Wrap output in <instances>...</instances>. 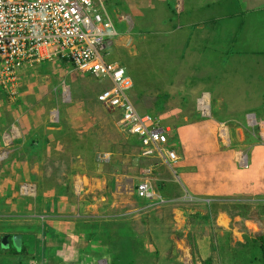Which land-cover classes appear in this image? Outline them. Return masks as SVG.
I'll use <instances>...</instances> for the list:
<instances>
[{
  "label": "rangeland",
  "instance_id": "obj_1",
  "mask_svg": "<svg viewBox=\"0 0 264 264\" xmlns=\"http://www.w3.org/2000/svg\"><path fill=\"white\" fill-rule=\"evenodd\" d=\"M146 1L142 0L141 2L145 3ZM111 18L116 22L115 15L112 14ZM110 55L111 58L112 55H115L113 49L106 57L108 61H110ZM145 57V53H139L138 56H135L134 61L127 63L126 66V63L119 64V66L126 69L132 79L133 88L127 93L132 100H134L132 93L144 89L141 79L136 77L139 73H142L143 76H145L144 74L149 75L148 71L141 69L140 61L146 59ZM123 61H126V59L124 58ZM230 66L231 70L235 69L234 71H236V65ZM32 67L33 65H27L26 69ZM263 68L264 58L258 65H248L246 72L242 73L241 71V76L238 77L240 81L238 82H241L244 75H246L247 88L254 89L255 85L259 83L261 89L264 85ZM158 69L156 65L155 68H151V75L158 72ZM234 71L229 72V76L226 73L222 75L220 83L227 90L233 89L236 84L237 75ZM35 72H39V70L30 71L27 77L20 76L16 93L11 98L8 95L4 96V93L0 91L2 92L0 96L6 99L3 102L6 106H26L23 104L25 102L22 96L25 91L23 88L27 87L26 85L32 86L41 79V77L33 75ZM20 74H22V71H20ZM203 74L208 80L210 76H207L206 73ZM85 78L75 71L71 72V80L69 83L68 81L65 82L67 88L63 89L66 93L64 98L66 105L59 108V111L54 110V112L60 114L62 110H65L64 113L71 116L68 117V120L72 119L74 125L81 124L78 127H82V131L84 130L87 134V146L80 143L79 145L74 144V148L70 150H73L76 155L69 150L71 154L68 157L57 159L59 158L57 156L55 159L49 160L48 164H43L41 169L38 170L39 174L33 173L31 181L29 177L22 180L21 174H16L15 170L21 173L19 172V165L13 166L11 173L8 169L0 170V239L4 235L21 233L24 244L30 247V251H33L28 255L26 263L22 261L25 257H15L9 253L8 257L11 260H8L6 254L0 253V264L80 263L76 257H72L70 261L66 260L67 253L72 248V245L66 244L67 240L77 243L78 248L82 246L86 248L87 252L83 251V254L98 258L92 264L111 263L102 258L101 252L103 251H100L99 248L102 246L108 247L107 249L112 252L116 251L120 264H126L128 261L134 264H204L208 259H211V264H260L259 242L256 239L260 235L264 236V213L261 212L258 205L261 199L252 196L244 198L236 194L220 197L219 200L214 201L200 196L193 198L191 190L197 191L196 188L190 187V183L185 181V178L181 175L182 172L187 171L183 169L184 167H206L210 163L209 159L218 154V150L214 152L211 142L217 131L214 124L218 125L220 122V124L223 123L222 126L224 127L221 126V132L226 131L228 126L233 132L235 130L234 137L237 136L236 140L238 141L235 148H246L243 153L244 157L246 156V166L241 169L250 168L252 172L255 170L258 175L264 177V158L259 155L261 150L252 153L249 152L250 148L248 147L253 145L252 143L261 146L264 141V139L261 141L259 137L260 131L264 133V125L262 123L261 128H259L256 113L255 117L254 113L244 112L241 114V118L245 116V119L242 120L232 117L235 113L229 112L231 117H228L231 120L226 118L228 120L222 121L221 115L224 116L226 112H219L220 116L213 117L211 121L210 119L201 118L209 116L208 112L203 115L197 111L198 107L195 108L192 116H196L192 117L191 132L190 130H188V133L183 132L180 129L181 126H178V133L176 129L171 134L172 137L176 138L173 143V150L179 157V161L173 166L175 175L172 171H169L171 172L170 175L174 177L173 179L179 182L181 186L180 197H175L173 203L166 202L159 207L151 206L149 208L145 202L139 200L136 196V181L132 183L126 175H105L107 172L99 171L100 169L94 175L93 166H98L102 161L108 163L109 157H113V155L105 152H110L107 150L112 146L116 147L117 143L118 147H121L120 142L122 140L119 139L118 130L115 134V124L118 122L119 115L106 110L97 102L94 105L95 102H93L94 97L107 88L108 81L99 82L89 76H85ZM21 83L22 86H20ZM134 83L135 85L138 83L139 89L137 86L134 87ZM150 83L152 89L160 87L157 86L156 81L154 85L152 82ZM58 84L60 88L61 82ZM86 88L88 90H85ZM78 95L83 96V98H78ZM174 98V96L171 97L172 100ZM197 98L198 100L201 99L200 96ZM229 98L230 103L236 102L234 96ZM81 99L82 102L77 103ZM87 99H90L89 103L91 105L88 104ZM249 101L251 102V97H245V103L243 104L251 105L252 102ZM204 102L206 103L205 100ZM135 103L137 111L143 114V110ZM163 103L159 98V104ZM185 104L187 108H190L189 100H186ZM27 106H30V104ZM33 106L31 105L29 108L32 109ZM73 107L75 110L76 107L79 108L77 111L80 113V121L73 118L77 116L76 113L71 112ZM226 107L224 105V108ZM216 108H219V106H216ZM0 109H3V105L0 106ZM148 113L158 116L171 128L174 121L171 122L170 119H175L177 115L182 118L184 115L191 114L190 112L178 113L177 111L155 112V110ZM200 114L201 117L198 116ZM237 115L235 114V116ZM225 122L227 124H224ZM71 135L74 136V133L71 132ZM229 136L232 137L231 134ZM222 141H225L224 143L228 142L227 134L222 136ZM196 146H198L199 151ZM110 150L113 151V149ZM77 153L83 154L77 156ZM89 155L90 158H88ZM239 164L244 166L245 158L240 159ZM83 170L87 174H82ZM223 170L224 168L220 166L218 171L222 172ZM222 179V174L219 173L212 179L199 184L198 187L200 189L201 185L206 184L211 188L218 187L223 183ZM200 181L199 178L197 182ZM169 182H166L168 185L163 189L166 193L174 188V185ZM156 186V192L158 193L157 189L160 188V185L157 183ZM213 190L219 189L213 188ZM227 190L230 191V189ZM239 190V186L233 189L235 192ZM47 192L49 194L48 199L54 194V198L60 197L63 199L62 202L58 203L57 199H54L53 203L56 202V207L53 205L54 208L50 209L43 207L40 197L47 198ZM196 200L197 202L192 203ZM242 206L244 208H239ZM53 226L59 227V229L56 230ZM63 227L69 229V231L66 233V229L63 230ZM59 233L68 234L70 238L58 239L60 238ZM90 234L93 235L90 236ZM52 237L57 238V240ZM99 241L102 242V245L99 244ZM53 243L56 246L55 252L45 250ZM35 244L37 246L36 251L33 250ZM134 246L139 251L134 253L139 254V256L134 259H131V256L129 259L126 258L132 253ZM11 247L15 250L19 249L14 244ZM17 250L16 252H19ZM45 253L47 254L45 255ZM13 258H15L14 262Z\"/></svg>",
  "mask_w": 264,
  "mask_h": 264
},
{
  "label": "crops",
  "instance_id": "obj_2",
  "mask_svg": "<svg viewBox=\"0 0 264 264\" xmlns=\"http://www.w3.org/2000/svg\"><path fill=\"white\" fill-rule=\"evenodd\" d=\"M141 1H108L109 11L116 18V22L113 21V23L120 33L112 47L115 55H112V58L110 55V62L121 65L126 63V66L127 63L134 61L135 56H138L139 53H145L146 56V59L140 61L141 69L148 71L149 75L144 74L145 76H143L142 73H139L136 77L141 79L144 89L142 91L136 90V94L135 92L132 93L134 96L132 101H135L144 113L152 110H155V112H190V115H184L182 118L177 115L173 120L167 119L171 122L174 121L173 128L174 130L177 129V133L178 126H181V131L187 133L191 129L192 117L196 116H192V113L195 112L198 96L206 101L205 109L209 114L207 117L198 115L201 118L212 121L213 117L220 116L219 112H226L225 115L223 114L224 116L221 115V120L223 121L226 118L231 120L229 114L233 112L238 115L235 116L234 114L232 117L244 120L245 116L241 118V114L248 111L254 113V115L256 113L259 128H261L262 123L264 125V113H262L264 112V85L261 89L259 83L255 85L254 89L247 88L248 85L246 86L245 82L247 76L244 75V79L241 77V82H238L240 81L238 77L241 76V71L244 73L248 70V65H258L264 58V0H147L145 3ZM121 17L127 18V23L122 22ZM124 58L126 61H123ZM59 62L58 60L56 62L34 63L31 69L27 70L24 67L21 70L22 74L20 76L27 77L30 71L33 70L34 72L38 69L39 72H35L33 75L41 77L40 81L35 82L34 85H26L27 87L23 88L25 91L22 96L25 102L22 103L26 105L25 107L24 105L6 106L3 103L6 99L0 96V106L3 105V109H0V147L2 146L0 148V170L8 169L11 173L13 166L19 165V172L21 173L16 170L15 172L21 174L22 180L29 177L31 181L33 173H38L43 164H48L49 160H53L57 156L59 157L57 159L68 157L71 154L69 150L74 148V144L79 145L80 143L85 144V146L88 144L87 134L84 130L82 131V127H78L81 126L80 123L74 125L72 119L68 120V117L71 116L64 113L65 110H62L60 114L54 112V110L59 111V108L66 105L64 100L66 93L63 89L67 88L65 82L68 81L69 83L72 72L69 71L68 65L65 66ZM155 65L156 68H159L158 72L151 75L150 70L155 68ZM230 65H236V71H234L235 69L231 70ZM136 68L140 69L137 66ZM250 70L252 69L250 68ZM231 71H234L237 75L236 84L233 89L227 90L220 82L222 81V75L226 73L229 76ZM202 72L210 76L208 80ZM83 77L85 78L84 75ZM155 81L157 86L160 87L152 89L150 82L154 85ZM59 82H61L60 88ZM20 86H22V83ZM136 86L139 89L138 83L137 85L134 83V87ZM79 92L81 93V91ZM0 93L2 94V92ZM170 96H174V100ZM233 96L236 98V102L230 103L229 97ZM248 96L251 97L252 103L249 101L251 105H244L245 97ZM79 97L83 98V96L78 95ZM96 97H94V101L92 100L95 102L94 105L97 102L95 101ZM159 98L164 102L163 104H159ZM186 100H189L190 108L185 106ZM86 101L91 105L89 103L90 99ZM81 102L82 99L77 103ZM29 104L30 106L34 105L32 109L27 106ZM224 105L227 107L224 108ZM216 106H219V108H216ZM76 108L75 110L73 107L71 112L76 113L77 116L73 118L80 121V113L77 111L79 108ZM224 124H227V122ZM214 125H216L217 131L211 144L214 152L218 150V154L209 159L210 163L206 167L194 168L187 166L183 169L188 172L181 173L185 181L190 183V187L197 190H191L193 192L191 195L212 201L233 194L244 198L252 196L264 200V177L258 175L255 170L252 172L250 168L241 169L246 166V156L244 157L243 154L246 148H235L237 147L235 144H238L237 136L234 137L235 130L233 132L228 126L227 130L225 129L226 131L221 132L223 123L220 124L219 122L218 125ZM115 127V134L118 130L119 133L117 134H119V139L122 140L120 142L121 147H118L117 143L116 147L112 146L110 148L113 151L108 149L107 151L110 152H105L110 153L113 157H109L108 163L102 161L98 166L94 165V175L100 169L99 171L107 172L105 175H126L133 183L142 180L145 177L142 175L143 170L149 169L152 171L146 178L154 191H156L157 183L160 185V188L157 189L159 196L169 201L171 198L174 199L176 195H180L181 186L170 175V168L162 164L153 166V159L140 156L139 140L134 136L121 132L118 122ZM71 132L74 133V136L71 135ZM224 134H227V143L222 141ZM259 137L263 141V131L259 132ZM252 144L248 146L250 148L249 152L255 153L256 150H261L259 155L264 158V141L261 146ZM85 146L84 148H86ZM196 149L199 151L198 146H196ZM70 151L76 155L73 150ZM77 154L79 156L83 153ZM90 157L89 155L88 158ZM244 158L245 165L240 166L239 161ZM47 160L48 162H46ZM220 166L224 168L222 172L218 171ZM219 173L222 174L223 183L218 187H213L219 190H213V188L208 187V184L201 185L199 189V184L212 179ZM82 174L87 173L83 170ZM199 178L201 181L198 183ZM168 181L174 185V188L166 193L163 189L167 187L168 183L166 182ZM236 186L240 187L238 192L233 191ZM227 189H230V191ZM186 191L189 192V190ZM48 192L47 198L40 197L43 207L48 209L56 207V202L53 203L56 199L58 203L62 202L63 199L60 197L54 198V194L48 199ZM43 193L44 191L42 195ZM53 228L59 229L56 226H53ZM64 229L66 228L63 227ZM68 231L69 229H66L65 232ZM59 236L60 239L63 238L62 240L66 237L70 238L68 234L64 235L63 233H59ZM66 244L72 245L67 253L66 260L70 261L72 257H76L77 260L84 261L86 259L84 257L88 256L83 254V251L87 252V249L83 246L78 248L77 243L71 240H67ZM99 244L102 245V242L99 241ZM47 248L49 252H51L50 250H56L55 243ZM99 248L100 251H107L101 252L102 258L113 262L111 258L113 256L117 259L115 264H120L116 251L112 252L107 249L108 247L103 246ZM9 251L10 249H7L3 252L7 255V259L11 260L8 257L11 253ZM19 254L10 255L25 257L22 261L26 263L28 256ZM89 259L91 261L87 263L91 264L98 258L91 256Z\"/></svg>",
  "mask_w": 264,
  "mask_h": 264
},
{
  "label": "built area",
  "instance_id": "obj_3",
  "mask_svg": "<svg viewBox=\"0 0 264 264\" xmlns=\"http://www.w3.org/2000/svg\"><path fill=\"white\" fill-rule=\"evenodd\" d=\"M108 1L0 0V91L11 98L20 71L27 65L65 61L70 71L108 81L96 101L119 115L120 131L139 140L141 157L153 159V166L172 169L179 161L176 152L167 147L172 128L158 116L137 111L127 94L133 88L132 79L124 67L106 59L120 36ZM121 21L127 23L128 19L121 17ZM200 100L197 111L207 114ZM136 194L151 201V206L165 202L155 197L146 180L137 184Z\"/></svg>",
  "mask_w": 264,
  "mask_h": 264
},
{
  "label": "trees",
  "instance_id": "obj_4",
  "mask_svg": "<svg viewBox=\"0 0 264 264\" xmlns=\"http://www.w3.org/2000/svg\"><path fill=\"white\" fill-rule=\"evenodd\" d=\"M60 62L59 63H62L63 65H65V66H67L68 64H67V62H65V61H62V60H60V59H58ZM57 60V61H58ZM69 66V65H68ZM176 138H174V137H171V139H169L168 141H169V145H167V147L169 148V149H171V150H173V148H174V145H173V143L176 141L175 140ZM261 202L258 204L259 205V207H260V210H261V212L262 213H264V202H263V199H261L260 200ZM239 208H244L243 206L242 207H239ZM263 210H262V209ZM85 233H86V230L84 231ZM20 235H21V243H20V246H19V249L17 250V251H19V253H21L22 255H25V256H28V254H30V252L32 253L33 251L31 250L30 251V247H28L27 245H25L24 244V239H23V236H22V234L21 233H19ZM93 234H90V236H92ZM8 236V239H9V241H10V245H9V247H10V251L9 252H11V254L13 255V254H19L18 252H16V250H15V248H13V247H11V246H13V242H12V235H7ZM52 238H54V239H56L57 240V238H55V237H52ZM58 239H60V238H58ZM256 241H258L259 242V245H258V249L260 250V259H259V261H260V264H264V236H262V235H260V236H258L257 237V239H256ZM34 247L35 248H33V250L35 251L36 249H37V246H36V244L34 245ZM45 250H47V249H45ZM52 253L53 252H55V250H50ZM101 251H104V252H107V251H105V250H101ZM137 253V252H139V251H137V249L135 248V246L133 247V251H132V253L130 254V255H128V257H126V258H128L129 259V257L131 256V259H134L135 257H137V256H139V254H135V253ZM112 258V260H113V262H111V264H115V260H117L115 257H111ZM126 264H134L133 262H130V261H128V262H126ZM204 264H211V259H208V260H206L205 262H204Z\"/></svg>",
  "mask_w": 264,
  "mask_h": 264
},
{
  "label": "clouds",
  "instance_id": "obj_5",
  "mask_svg": "<svg viewBox=\"0 0 264 264\" xmlns=\"http://www.w3.org/2000/svg\"><path fill=\"white\" fill-rule=\"evenodd\" d=\"M45 62H47V61H45ZM23 69V68H22ZM21 69V70H22ZM5 94V93H4ZM6 95V94H5ZM198 101V100H197ZM134 103V102H133ZM197 103V102H196ZM174 130V128L172 127V131ZM171 134H172V132L170 133V135H169V138L168 139H171ZM128 135V134H127ZM132 136V135H131ZM135 137V136H134ZM139 148H140V143H139ZM140 157V156H139ZM175 165V164H174ZM173 165V166H174ZM148 170V169H147ZM170 171H172L173 172V174L175 175V172L173 171V167H172V169H169ZM151 171L152 170H150V173H151ZM149 174V172L148 173H144L143 172V174L142 175H144L145 177L142 179V180H140V181H143V180H146V181H148L149 182V180L146 178V176ZM140 181H138L137 183H136V188H137V184L140 182ZM149 184H150V182H149ZM151 185V184H150ZM151 190H152V192L155 194V197L157 198V197H161V196H159L158 195V193L156 192V191H154V189L152 188V186H151ZM135 193H136V190H135ZM136 196H137V194H136ZM190 196V195H189ZM178 197H180V195H176V198H178ZM192 197L193 198H195L196 196H193L192 195ZM137 198L139 199V200H141V201H143V202H145L146 204H147V207H151V201H148V200H146V199H141V198H139L138 196H137ZM162 198V197H161ZM163 199V198H162ZM165 202L164 203H166V202H169V203H173L174 201H173V198H171V200H169V201H167V200H165V199H163ZM155 201H157V199L156 200H154L153 202L154 203H156ZM206 201V200H205ZM193 202H197V200L196 201H192V203ZM206 202H208V201H206ZM163 203V204H164ZM163 204H160V205H154L155 207H159V206H161V205H163ZM16 235H19V236H21L20 234H16ZM12 236H14V235H12ZM4 237H7V240L3 243L2 242V240H3V238ZM20 243H21V241H20ZM20 243H19V246H20ZM9 245H10V241H9V239H8V236L7 235H4L3 237H2V239H0V253H4L3 251L4 250H7V249H10V247H9ZM17 248V247H16ZM19 248V247H18ZM31 253V252H30ZM16 254V253H15ZM15 254H13V255H15ZM47 253H45V255H46ZM17 255V254H16ZM19 255H22L21 253L19 254ZM29 255V254H28ZM25 256V255H24ZM74 258V257H73ZM84 258H86L84 261H82V260H78V262H80V263H82V264H89V263H87L88 261H91L89 258L90 257H84ZM80 263H77V264H80ZM92 264V263H91ZM111 264V263H110Z\"/></svg>",
  "mask_w": 264,
  "mask_h": 264
},
{
  "label": "water",
  "instance_id": "obj_6",
  "mask_svg": "<svg viewBox=\"0 0 264 264\" xmlns=\"http://www.w3.org/2000/svg\"><path fill=\"white\" fill-rule=\"evenodd\" d=\"M6 240H7V237H4L3 240H2V242L4 243ZM20 241H21V236L14 235L12 237V242H13V244H14L15 247H19Z\"/></svg>",
  "mask_w": 264,
  "mask_h": 264
},
{
  "label": "bare ground",
  "instance_id": "obj_7",
  "mask_svg": "<svg viewBox=\"0 0 264 264\" xmlns=\"http://www.w3.org/2000/svg\"><path fill=\"white\" fill-rule=\"evenodd\" d=\"M201 99H202V98H201ZM199 104H202V105H203V108H206V106H204L206 103L204 102L203 99L199 101ZM220 223H221V222H220Z\"/></svg>",
  "mask_w": 264,
  "mask_h": 264
}]
</instances>
